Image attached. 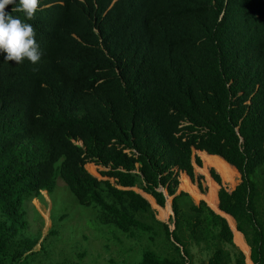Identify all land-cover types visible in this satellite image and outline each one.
<instances>
[{"label":"trees","instance_id":"16d2710c","mask_svg":"<svg viewBox=\"0 0 264 264\" xmlns=\"http://www.w3.org/2000/svg\"><path fill=\"white\" fill-rule=\"evenodd\" d=\"M13 7L43 55L0 51V264L49 263L25 208L59 179L102 225L149 239L134 264H195L193 247L264 264V0H39L31 20Z\"/></svg>","mask_w":264,"mask_h":264},{"label":"rangeland","instance_id":"374dc122","mask_svg":"<svg viewBox=\"0 0 264 264\" xmlns=\"http://www.w3.org/2000/svg\"><path fill=\"white\" fill-rule=\"evenodd\" d=\"M197 157L201 159L200 155L193 151L196 179L193 181L189 178L201 193L206 194L209 191L207 178L197 169ZM94 166L96 167L94 176L104 180L105 178L102 177L101 173L106 171L105 168ZM213 171L218 174L214 169H210L209 175L212 179ZM181 177L182 173L179 175L180 185ZM112 182L114 183L113 180ZM241 182L240 175L238 185ZM180 185L178 194L181 192ZM222 185L229 192H233L238 186L232 187L223 183L219 185L220 188H222ZM187 194L189 195V193ZM43 196V200H33L25 208L26 219L29 222L26 235L35 236L41 230L42 237L34 251L40 252L42 248H45L44 251L49 255L50 264H134L141 259L143 251L151 247L147 237L138 240L129 239L122 233L102 225L99 220L100 212L96 209L79 205L60 179L57 181L54 195L51 197L47 193H43ZM189 197L193 200L191 195ZM172 203L173 198L167 195L166 206L170 204L172 209ZM199 203L195 204L199 205ZM155 212L158 215L156 210ZM172 216L173 211L170 218ZM170 218L165 223L171 224ZM157 220L160 221L158 217ZM235 246L237 247V245ZM237 248L244 254V249H249L250 247L245 243ZM226 250L233 252L231 247H226ZM156 251L161 254L159 248H156ZM192 254L195 258V264H209L212 256V252H208L202 247H193ZM82 255L83 257H81Z\"/></svg>","mask_w":264,"mask_h":264},{"label":"clouds","instance_id":"9594fccd","mask_svg":"<svg viewBox=\"0 0 264 264\" xmlns=\"http://www.w3.org/2000/svg\"><path fill=\"white\" fill-rule=\"evenodd\" d=\"M15 4L16 0H0V51L6 53V61L21 64L28 60L36 64L43 53L36 41L33 25L14 18L6 11L8 5ZM38 8L39 0H19V7H13L12 11L23 12L31 20Z\"/></svg>","mask_w":264,"mask_h":264},{"label":"water","instance_id":"95a60500","mask_svg":"<svg viewBox=\"0 0 264 264\" xmlns=\"http://www.w3.org/2000/svg\"><path fill=\"white\" fill-rule=\"evenodd\" d=\"M195 152H197V151H195ZM222 184H223V183H222ZM238 186H239V185H238ZM238 186H237V187H238ZM222 188H224V185H222ZM222 188H220V189H222ZM224 189H225V188H224ZM235 190H236V189H235ZM235 190H234V191H235ZM181 192H185V191H181ZM181 192H179V194H180ZM186 193H187V192H186ZM201 202H205V201H201ZM201 202H200V203H201ZM200 203H199V204H200ZM215 213H216V212H215ZM223 213H224V212H223ZM216 214H217V213H216ZM224 214H226V213H224ZM217 215H219V216L225 218L224 216H222V215H220V214H217ZM225 219H226V218H225ZM173 229H174V228H173Z\"/></svg>","mask_w":264,"mask_h":264},{"label":"crops","instance_id":"0c3cea01","mask_svg":"<svg viewBox=\"0 0 264 264\" xmlns=\"http://www.w3.org/2000/svg\"><path fill=\"white\" fill-rule=\"evenodd\" d=\"M145 198V197H144ZM151 204V203H150ZM152 206V205H151ZM236 226H237V224H236Z\"/></svg>","mask_w":264,"mask_h":264},{"label":"bare ground","instance_id":"6f19581e","mask_svg":"<svg viewBox=\"0 0 264 264\" xmlns=\"http://www.w3.org/2000/svg\"><path fill=\"white\" fill-rule=\"evenodd\" d=\"M209 155V154H208Z\"/></svg>","mask_w":264,"mask_h":264}]
</instances>
